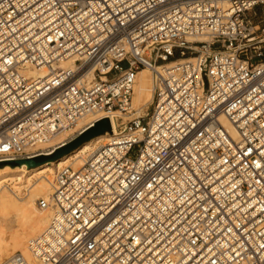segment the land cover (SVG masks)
Returning <instances> with one entry per match:
<instances>
[{
    "label": "built area",
    "instance_id": "built-area-1",
    "mask_svg": "<svg viewBox=\"0 0 264 264\" xmlns=\"http://www.w3.org/2000/svg\"><path fill=\"white\" fill-rule=\"evenodd\" d=\"M90 117L68 142L109 141L57 169L9 264H264V0H0V163Z\"/></svg>",
    "mask_w": 264,
    "mask_h": 264
},
{
    "label": "bare ground",
    "instance_id": "bare-ground-1",
    "mask_svg": "<svg viewBox=\"0 0 264 264\" xmlns=\"http://www.w3.org/2000/svg\"><path fill=\"white\" fill-rule=\"evenodd\" d=\"M70 66V63L62 64L64 68ZM144 73L148 75L145 76ZM25 74L28 78L36 79L44 77L47 72L41 68L27 70ZM152 97L153 74L150 70L144 69L138 75L132 98V109L137 112V115L145 114ZM99 118L101 117L87 118L81 121L77 128L64 131L51 140L38 142L28 147L27 150L43 151L48 154L41 156H50L59 148L66 146L69 143L67 140L77 130H82ZM223 124L237 139L238 136L232 127L224 120ZM110 137L109 135L96 137L68 156L56 162H45L33 169L28 168L26 164L17 167L5 165L0 168V264H9L10 259L19 252L31 260L29 243L49 227L53 216L51 210L37 209V200L39 198L49 199L52 195L53 182L58 168L70 165L76 170L83 168L86 157L99 146L107 143Z\"/></svg>",
    "mask_w": 264,
    "mask_h": 264
},
{
    "label": "water",
    "instance_id": "water-1",
    "mask_svg": "<svg viewBox=\"0 0 264 264\" xmlns=\"http://www.w3.org/2000/svg\"><path fill=\"white\" fill-rule=\"evenodd\" d=\"M110 131H111V126L109 120L108 119L101 120L100 122L96 123L92 128L88 129L80 136L75 138L73 141L66 144V146H63L62 148L56 150L51 156H38L27 160L3 162L0 163V168L5 165H11L12 167H17L26 164L28 168L33 169L42 165L45 162H56L68 156L69 154L73 153L83 144L91 141L96 137L103 136Z\"/></svg>",
    "mask_w": 264,
    "mask_h": 264
},
{
    "label": "rangeland",
    "instance_id": "rangeland-1",
    "mask_svg": "<svg viewBox=\"0 0 264 264\" xmlns=\"http://www.w3.org/2000/svg\"><path fill=\"white\" fill-rule=\"evenodd\" d=\"M113 75H114V74H112V76H113ZM144 75H145V76H147L148 74H147V73H144ZM112 76H110V77H112ZM145 76H144V77H145ZM144 77H143V78H144ZM148 94H149V93H148ZM149 96H150V95H149ZM149 99H150V97H149ZM147 107H148V105H147ZM73 137H74V135H72V137H71V138H73ZM71 138H69V139H71ZM69 139H68V140H69ZM68 140H67V142H68ZM70 142H71V141H70ZM70 142H69V143H70ZM28 151H30V152H35V150H32V149H29ZM36 151H37V150H36ZM41 152H43V151H41ZM50 156H51V155H50ZM40 166H41V165H40ZM40 166H39V167H40ZM36 207H37V205H36ZM37 209H38V208H37ZM14 230L16 231V230H17V228H16V229H14ZM10 234H11V233H9V235H10ZM34 238H36V237H34ZM34 238H33V239H34ZM17 254H20V252H19V253H17Z\"/></svg>",
    "mask_w": 264,
    "mask_h": 264
}]
</instances>
